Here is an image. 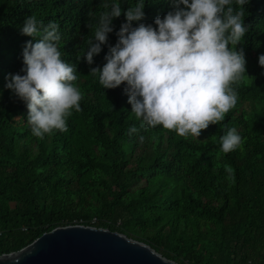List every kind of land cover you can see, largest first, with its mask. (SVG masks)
I'll use <instances>...</instances> for the list:
<instances>
[{
  "label": "trees",
  "instance_id": "1",
  "mask_svg": "<svg viewBox=\"0 0 264 264\" xmlns=\"http://www.w3.org/2000/svg\"><path fill=\"white\" fill-rule=\"evenodd\" d=\"M137 0H121L127 11ZM142 23L153 25L172 6L147 0ZM102 0H0V255L16 252L57 227L107 228L150 245L179 264H264V0L247 6L241 41L247 73L234 87L237 106L199 138L141 128L124 87L105 90L90 75L87 41ZM35 15L60 25L62 59L77 66L81 111L68 131L35 137L28 109L6 88L22 74L32 40L20 29ZM126 22L116 19L109 44ZM137 26L134 24V27ZM109 48L94 58L102 68ZM138 131L130 134V129ZM235 127L242 143L221 151ZM140 137H143L141 141Z\"/></svg>",
  "mask_w": 264,
  "mask_h": 264
},
{
  "label": "clouds",
  "instance_id": "2",
  "mask_svg": "<svg viewBox=\"0 0 264 264\" xmlns=\"http://www.w3.org/2000/svg\"><path fill=\"white\" fill-rule=\"evenodd\" d=\"M167 2L173 10L157 17L154 27L142 23L147 0H137L127 11L121 0H102L105 11L92 26L86 53L77 60L86 59L90 75L98 77L105 90L125 86L131 113L141 128L162 127L185 139L199 138L210 125H220L238 104L234 85L247 73L246 54L238 45L250 27L245 14L252 0ZM122 15L126 22L112 46L113 22ZM20 31L32 40L23 50L22 74H9L6 88L26 105L27 124L35 137L66 132L68 118L82 110V93L74 83L77 66L62 59L59 50L60 25L44 26L33 14ZM105 45L109 48L106 63L102 68L91 67ZM258 63L264 68V54ZM137 131L132 127L130 134ZM220 143L227 154L242 143V136L232 127ZM7 257L11 260L13 254ZM4 258L0 255V260ZM13 264H20L18 256Z\"/></svg>",
  "mask_w": 264,
  "mask_h": 264
},
{
  "label": "water",
  "instance_id": "3",
  "mask_svg": "<svg viewBox=\"0 0 264 264\" xmlns=\"http://www.w3.org/2000/svg\"><path fill=\"white\" fill-rule=\"evenodd\" d=\"M0 264H179L150 245L107 228L86 225L57 227Z\"/></svg>",
  "mask_w": 264,
  "mask_h": 264
}]
</instances>
